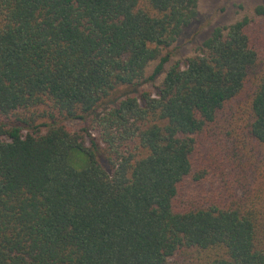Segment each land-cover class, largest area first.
Wrapping results in <instances>:
<instances>
[{
    "label": "trees",
    "instance_id": "trees-1",
    "mask_svg": "<svg viewBox=\"0 0 264 264\" xmlns=\"http://www.w3.org/2000/svg\"><path fill=\"white\" fill-rule=\"evenodd\" d=\"M199 3L0 0V264H264V173L221 148L250 82L264 146L263 41L244 17L172 61Z\"/></svg>",
    "mask_w": 264,
    "mask_h": 264
},
{
    "label": "rangeland",
    "instance_id": "rangeland-1",
    "mask_svg": "<svg viewBox=\"0 0 264 264\" xmlns=\"http://www.w3.org/2000/svg\"><path fill=\"white\" fill-rule=\"evenodd\" d=\"M264 7V0H200L199 14L196 20L187 28L184 29L178 41L169 49L172 61H185L190 55H193L198 46L211 34L216 27L230 25L236 21L248 17L250 20L249 31L257 40H262L264 43V16L257 14L258 7ZM262 46L263 43L259 42ZM264 55V49H263ZM264 60V59H263ZM264 69V64L258 68L259 72ZM159 80H156V84ZM255 82V80H254ZM137 91L155 90L154 83L149 81L140 84L136 88ZM254 90L252 82L248 83L244 93L231 104L222 116V122L227 128H230L232 133L221 143V148L231 158L235 157L239 168L235 173L243 179L244 191H253L254 193L260 187L261 177L264 171V146H260L257 142L247 135V123L249 101ZM120 93L134 92L131 88L122 87ZM37 114L48 110L47 107L40 108ZM40 122H43L40 120ZM74 131H81L86 127L85 122L79 121H64ZM230 125V126H228ZM205 189L209 190V185L206 184ZM202 190V187L194 186L189 192L195 193ZM186 199V197H184ZM200 257L195 251H185L175 257V260L183 262L185 260H193Z\"/></svg>",
    "mask_w": 264,
    "mask_h": 264
}]
</instances>
